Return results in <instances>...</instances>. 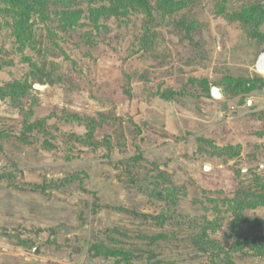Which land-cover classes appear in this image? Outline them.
<instances>
[{
	"label": "rangeland",
	"instance_id": "374dc122",
	"mask_svg": "<svg viewBox=\"0 0 264 264\" xmlns=\"http://www.w3.org/2000/svg\"><path fill=\"white\" fill-rule=\"evenodd\" d=\"M198 1L181 10L194 29L186 34L166 20L152 27L158 38L145 48L135 43L142 16L132 13L127 23L80 16L67 32L55 31L52 12L47 29L33 17L25 24L36 40L29 49H19L10 28L14 13L0 14V92L18 96L0 98V264H214L194 242V227L114 209L151 216L167 209L117 179L113 161L134 153L165 175L179 216L207 220L228 260L264 264V75L255 69L264 0ZM85 30L93 31L89 47L77 37ZM213 86L222 97L210 95ZM17 106L45 127L19 138ZM58 110L96 119L95 138L112 137L111 147L89 145L84 125L55 127ZM61 178L71 181L31 187ZM146 234L162 239L147 243ZM98 242L102 253L91 257Z\"/></svg>",
	"mask_w": 264,
	"mask_h": 264
},
{
	"label": "trees",
	"instance_id": "16d2710c",
	"mask_svg": "<svg viewBox=\"0 0 264 264\" xmlns=\"http://www.w3.org/2000/svg\"><path fill=\"white\" fill-rule=\"evenodd\" d=\"M197 3H199L198 0H0V14L8 12L14 13L13 22H11V26L8 23V26L13 30V34L18 40L20 45L18 46L19 49L20 47L22 49H29L34 47L36 40L34 33L30 29L27 30L25 24L29 23L30 19L33 17L43 21L47 29L50 27V25L47 24V19L50 18L49 15L52 12L54 17L59 16L57 26L54 28L55 31L67 32L73 30L76 31L77 28L75 25L80 16L87 17L88 15H91L94 21H96L98 17L104 18V16L106 19H109L110 16H113L116 19L124 17L125 23H127V19L129 18L130 13H132L133 15L142 16V28H140L141 30L135 36V43H139L141 48H145L150 45L153 40H157L158 38L156 35L158 32L153 30L152 27L154 25L160 26L163 23L165 24L166 20H168L166 25L173 23L180 29L185 28V30H187L186 34L194 29L196 27L194 23L195 20H187V14L181 10H183L186 5H188V7H190L189 10H191L196 7ZM84 4H86V6H81ZM58 5H61L62 7L58 9ZM233 16L240 18L244 15L242 12H234L231 17ZM94 23L96 24V22ZM92 33V30L78 31V40L89 47L90 45H93L94 42L92 39ZM95 42L96 44H94V46L97 45V40H95ZM24 59L29 58L24 56ZM43 79L44 78H41L40 80ZM229 86H226L228 92L231 91ZM209 93L211 95V89ZM5 95L10 94H7L5 90L2 89L0 92V98ZM17 97L16 94H12L11 99L13 102H16ZM17 108L22 119L19 138H27V131L45 127V119L29 122V118L31 117L30 113L25 111L22 106H17ZM52 117H54L57 122L54 124L55 127L62 122L71 123L75 126L84 125L87 129L85 133L87 138L86 142H88L89 145L100 147L102 144H107V147H111L110 141L112 137L107 135L103 140L95 138L94 132L99 126V122L96 119L89 116H81L65 110L54 111ZM122 133V129L117 126L114 129L113 137L118 149L121 152H124L125 143ZM72 136L80 138L76 133L72 134ZM141 156L140 153H134L114 160L113 169L115 170V175L117 179L124 183L129 189H139L142 191L148 190L149 194H152L157 199L165 201L167 206L166 211L157 214L156 216H151L147 213H143L139 209H131L124 205H115L114 209L144 218L153 217L157 219V223L161 225L170 221L176 225L187 224L188 226L194 227L196 229L194 242L204 252H208V254L212 255L210 257L215 261L214 264H233V262L228 260V256L222 253V249L218 246L216 241L210 237L208 233L209 223L205 218H202L203 222H200V220H196L193 217H184V215L179 216L176 213V200L170 193V190L167 189L166 183H163L165 182V175L162 172L153 173L143 164ZM0 177H2V175H0ZM70 181L69 178H61L50 180L49 183L45 185L31 184V187L43 191L45 190V187L56 189L61 187L62 184H65V182ZM260 224L264 225V222ZM141 238L147 241V243H153L156 240L162 239V234H146ZM98 243L100 244L98 247L97 245L92 246V248L95 249L94 254L91 250L89 251V254L92 255L91 257L102 253L99 252V250L102 249L101 244L104 243ZM256 248L259 249V245H257ZM104 249H107V246H105ZM117 253L121 252L115 251L114 255H121Z\"/></svg>",
	"mask_w": 264,
	"mask_h": 264
},
{
	"label": "water",
	"instance_id": "95a60500",
	"mask_svg": "<svg viewBox=\"0 0 264 264\" xmlns=\"http://www.w3.org/2000/svg\"><path fill=\"white\" fill-rule=\"evenodd\" d=\"M255 69L257 72L260 74L264 75V45L261 47L257 60L255 62ZM48 84H39V83H34L33 86L34 88L38 90H44ZM211 95L215 98L222 97L223 91L221 87L213 86L211 87Z\"/></svg>",
	"mask_w": 264,
	"mask_h": 264
}]
</instances>
